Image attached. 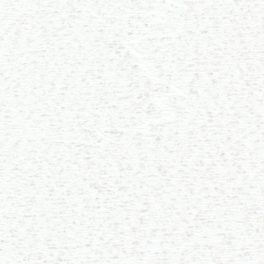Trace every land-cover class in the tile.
I'll list each match as a JSON object with an SVG mask.
<instances>
[{"label": "snow or ice", "instance_id": "1", "mask_svg": "<svg viewBox=\"0 0 264 264\" xmlns=\"http://www.w3.org/2000/svg\"><path fill=\"white\" fill-rule=\"evenodd\" d=\"M0 264H264V0H0Z\"/></svg>", "mask_w": 264, "mask_h": 264}]
</instances>
